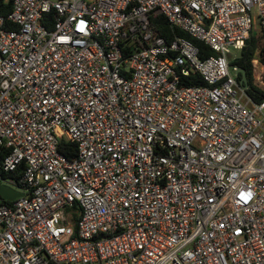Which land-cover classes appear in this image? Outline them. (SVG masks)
<instances>
[{
	"label": "built area",
	"instance_id": "built-area-1",
	"mask_svg": "<svg viewBox=\"0 0 264 264\" xmlns=\"http://www.w3.org/2000/svg\"><path fill=\"white\" fill-rule=\"evenodd\" d=\"M257 18L264 0H13L0 187L23 196L0 195V264H264V100L228 58Z\"/></svg>",
	"mask_w": 264,
	"mask_h": 264
},
{
	"label": "trees",
	"instance_id": "trees-1",
	"mask_svg": "<svg viewBox=\"0 0 264 264\" xmlns=\"http://www.w3.org/2000/svg\"><path fill=\"white\" fill-rule=\"evenodd\" d=\"M12 2L13 0H9L8 2L0 0V15L8 18L9 14L12 11ZM153 24L157 29L159 35L168 43L174 41L176 38H184L192 42L200 49V58H206L208 56L215 55V53L212 50L208 49V47L203 42L193 39L188 34L179 29L172 28L164 16H159L156 20L153 21ZM6 27L10 29L16 28V26L10 25L9 23ZM258 53L259 62L260 64L264 65V46H260L259 40L251 35L245 47L240 50V56L237 59L231 61V66L238 68V72H236L237 81L246 89V93L254 103H261L264 100V90L260 89L256 85L254 77L253 61L256 60ZM240 71H243V74H245L246 76L247 82L245 84L242 83L243 74L240 73ZM184 85L203 86L205 85V83L200 76L194 75L190 80L184 81ZM58 151L66 158L74 159L77 155V146L74 143L62 141L58 146ZM48 264L55 263L50 262Z\"/></svg>",
	"mask_w": 264,
	"mask_h": 264
},
{
	"label": "rangeland",
	"instance_id": "rangeland-1",
	"mask_svg": "<svg viewBox=\"0 0 264 264\" xmlns=\"http://www.w3.org/2000/svg\"><path fill=\"white\" fill-rule=\"evenodd\" d=\"M252 35L257 38L259 40V44L260 46H264V32L262 30L261 24L259 19L257 18L255 20V24L253 26V31H252ZM259 53L257 54L256 60H259L258 57ZM240 56V51L236 50L234 48L230 49V54L228 55V58L231 61L237 59ZM262 66L261 64H255L254 67V77H255V83L256 85L260 86V83L258 81L259 76L261 75V71H262ZM230 70L233 72V67L231 66ZM262 78L264 79V73H262ZM58 137L60 139L66 138V133L63 130H58Z\"/></svg>",
	"mask_w": 264,
	"mask_h": 264
},
{
	"label": "water",
	"instance_id": "water-1",
	"mask_svg": "<svg viewBox=\"0 0 264 264\" xmlns=\"http://www.w3.org/2000/svg\"><path fill=\"white\" fill-rule=\"evenodd\" d=\"M240 73L243 74V71H240ZM246 82H247L246 76H245V74H243L242 83L245 84ZM0 195H1L2 199H4L7 202H11L16 198L23 196V194L18 193L15 190L8 188V187H5V186L0 187Z\"/></svg>",
	"mask_w": 264,
	"mask_h": 264
}]
</instances>
